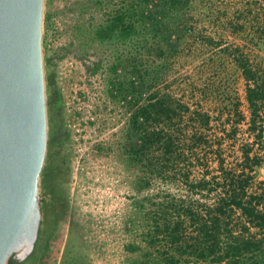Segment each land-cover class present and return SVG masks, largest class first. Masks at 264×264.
<instances>
[{
	"label": "rangeland",
	"instance_id": "rangeland-1",
	"mask_svg": "<svg viewBox=\"0 0 264 264\" xmlns=\"http://www.w3.org/2000/svg\"><path fill=\"white\" fill-rule=\"evenodd\" d=\"M259 5L44 0L42 217L24 264L263 258L262 230L232 198L241 182L235 199L264 211V101L257 139L244 72L222 52L258 62ZM247 149L259 163L244 164Z\"/></svg>",
	"mask_w": 264,
	"mask_h": 264
},
{
	"label": "water",
	"instance_id": "water-1",
	"mask_svg": "<svg viewBox=\"0 0 264 264\" xmlns=\"http://www.w3.org/2000/svg\"><path fill=\"white\" fill-rule=\"evenodd\" d=\"M44 0H0V264H24L41 225L47 145Z\"/></svg>",
	"mask_w": 264,
	"mask_h": 264
},
{
	"label": "trees",
	"instance_id": "trees-1",
	"mask_svg": "<svg viewBox=\"0 0 264 264\" xmlns=\"http://www.w3.org/2000/svg\"><path fill=\"white\" fill-rule=\"evenodd\" d=\"M244 74L246 77L248 78H254V74L248 70V69H244L243 70ZM264 96V80L261 79V81L259 82L258 85H255L253 87H247V98L249 101V105L251 107V117H250V121H249V129L251 131H253L255 133V137L257 139L261 138L262 136V130L261 127H257L256 126V118H257V111H258V105L256 100L260 99ZM169 111V110H168ZM244 164L248 165L249 164V160H251L252 163L257 164L259 163V160L257 157H254L252 159L249 158L248 155V149L245 151L244 153ZM239 188H234V192H233V198H232V202H235L236 204H238L241 209L242 212H246L248 215L252 216V218L255 220V222H257L258 227L262 230L263 232V237H264V211H258L256 210L253 205L248 204L247 206L242 205V203L238 200H236V196H234L235 193H238L239 190L243 191L244 187L243 184L240 182L239 183ZM257 264H264V255L263 258L257 263Z\"/></svg>",
	"mask_w": 264,
	"mask_h": 264
},
{
	"label": "crops",
	"instance_id": "crops-1",
	"mask_svg": "<svg viewBox=\"0 0 264 264\" xmlns=\"http://www.w3.org/2000/svg\"><path fill=\"white\" fill-rule=\"evenodd\" d=\"M259 2L262 4V5H259V6H263L264 5V0H259ZM250 5V4H249ZM247 6V5H246ZM243 7H244V4H243ZM261 21V19H260ZM259 40H263L262 37L264 38V36H261L259 33L258 35L256 36ZM256 49L253 51L257 57H258V63L259 65H255L254 63H252L251 60H248L247 58L243 57L242 55V51L239 50V49H229L228 47L222 49V52H227L228 54H230L233 58H237L236 61H237V64L240 66V68L242 69V71L244 69H248L250 70L253 74H254V78H248L245 76V99L247 101V104H248V107L249 109L251 110V107L249 105V101H248V98H247V87H253L255 85H258L259 82L261 81V77H259L256 73V70L257 69H260V64H262L264 66V45H262L261 43L257 42V45L255 46ZM252 49V48H251ZM244 53V52H243ZM239 54V55H238ZM236 55V57L234 56ZM231 60V59H230ZM245 75V74H244ZM264 101V96L260 99H257L256 102H257V105L259 106L260 103H262ZM251 117V114L248 118V124H249V119Z\"/></svg>",
	"mask_w": 264,
	"mask_h": 264
}]
</instances>
